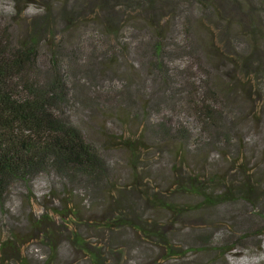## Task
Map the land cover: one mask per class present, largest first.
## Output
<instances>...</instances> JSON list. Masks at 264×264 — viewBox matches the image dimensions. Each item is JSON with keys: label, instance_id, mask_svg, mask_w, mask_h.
Masks as SVG:
<instances>
[{"label": "rangeland", "instance_id": "obj_1", "mask_svg": "<svg viewBox=\"0 0 264 264\" xmlns=\"http://www.w3.org/2000/svg\"><path fill=\"white\" fill-rule=\"evenodd\" d=\"M258 9L253 0H0L7 44L37 36L39 83L57 53L67 95L53 115L101 149L106 171L96 184L53 170L12 184L0 198V243L12 238L0 264H93L77 236L105 264H264L255 234L264 227V78L255 91L249 82L257 96L248 97L234 79L239 56L264 46ZM244 181L251 203L211 204L190 190L215 196ZM132 213L160 239L123 221ZM209 233L216 243L199 238ZM226 237L249 250L221 255Z\"/></svg>", "mask_w": 264, "mask_h": 264}, {"label": "trees", "instance_id": "obj_2", "mask_svg": "<svg viewBox=\"0 0 264 264\" xmlns=\"http://www.w3.org/2000/svg\"><path fill=\"white\" fill-rule=\"evenodd\" d=\"M253 1L254 6L260 8L258 10H261L264 15V0ZM12 2L15 4L18 0H12ZM15 7L17 12L21 13L19 5H15ZM6 34L7 32L0 31V198L15 182L28 183L39 173L48 170L57 171L68 179L75 176L85 177L91 184H96L106 175L100 154L101 149H97L95 143L85 138L75 122L56 117L52 112L55 104L62 100L64 103L66 99L64 96L67 95L66 82L58 69L57 53L52 51V65L47 81L39 83L37 78L31 74L37 57V36L32 34L30 41H21L19 44L10 45L4 41ZM251 37L252 45L263 39V36L259 34L258 36L251 35ZM260 49L262 50L260 51ZM155 50L159 54L158 43ZM157 63L161 67L160 62ZM237 64L239 66H237V74L234 79L241 87L240 94L248 97L249 93H254L257 96L254 88L257 84L259 85V80L264 78V46L259 47L257 51L252 48L243 57L239 56ZM250 81L254 83V91L250 90ZM20 92H24V95H21ZM206 92L212 98L222 95L217 94L211 87H208ZM203 118L207 123H212L211 126L218 127L220 123L219 115L213 108H205ZM160 129L163 131L164 127L160 126ZM222 129L224 128L222 127ZM119 141L125 143L124 145L133 152L134 147L127 144L126 140L119 139ZM240 183L239 187L215 196L201 186H196V188L190 186V190L211 204L233 201L236 198L251 203L254 190L246 184V181ZM162 205L171 207L173 210L176 209L170 204ZM133 214L125 217L123 221L135 230H139L142 236H153L160 239L152 228L145 227L148 225L147 223L144 222L140 225L135 223ZM42 218L47 219L45 215H42ZM119 218H122V215L115 219L116 223L123 224L122 221L117 222ZM261 218L264 221L263 215ZM255 231L258 236L264 235L262 226L256 228ZM200 237H202L203 243H216L213 233ZM76 239L82 243L81 245L84 246L93 264H105L97 250L90 249L85 245L86 242L78 236ZM10 242H12L11 236L0 243V247L2 249L7 245L9 247ZM220 242V246L216 248L221 252V255L233 254L234 251L241 250L242 244H238L232 238L226 237ZM241 247L248 249L246 246ZM167 250V257L179 256L178 252L173 251L170 247Z\"/></svg>", "mask_w": 264, "mask_h": 264}]
</instances>
